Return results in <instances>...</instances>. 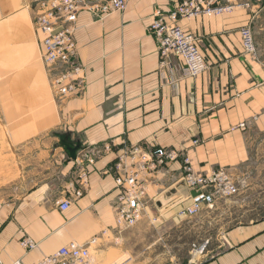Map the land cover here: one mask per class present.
Segmentation results:
<instances>
[{
	"label": "crops",
	"instance_id": "obj_1",
	"mask_svg": "<svg viewBox=\"0 0 264 264\" xmlns=\"http://www.w3.org/2000/svg\"><path fill=\"white\" fill-rule=\"evenodd\" d=\"M220 2L232 9L178 21L197 37L209 64L197 77L184 75L177 55L160 63L150 27L157 10L173 9L171 0H127L123 11L103 16L81 12L75 38L82 70L73 90L60 96L42 61L35 0H0V117L17 152L3 156L10 169L20 168L17 190L0 200L2 264H35L70 242L93 238L100 241L95 264H153L143 256L153 244L138 248L141 230L179 221L178 211L190 204L184 159L202 173L225 167L238 178L245 172L252 133H264V63L245 51L240 29L264 6L260 0ZM65 138L81 143L79 159L70 158ZM160 147L180 157L141 168L147 213L129 232L117 222V164L134 148L151 153ZM91 154L93 162L85 158ZM79 187L84 194L62 210L59 202ZM26 237L33 247L23 244ZM228 238L223 251L201 264H264V223L234 228Z\"/></svg>",
	"mask_w": 264,
	"mask_h": 264
},
{
	"label": "built area",
	"instance_id": "obj_2",
	"mask_svg": "<svg viewBox=\"0 0 264 264\" xmlns=\"http://www.w3.org/2000/svg\"><path fill=\"white\" fill-rule=\"evenodd\" d=\"M34 27L40 33L39 42L42 61L48 71L51 87L62 96L73 90L74 77L82 70L78 60V47L75 38L76 22L83 11L95 16L123 11L127 0H35ZM173 9L168 13L157 10L151 24V32L158 44L161 65L167 63L171 55H177L184 61V75L197 77L205 72L209 64L201 52L197 37L185 30L178 21L181 18L198 15H218L232 9L231 4H221L220 0H171ZM242 43L247 53L256 51L251 25L241 27ZM264 70V68H263ZM59 72L58 74H54ZM106 148H109L106 146ZM84 157V156H83ZM180 157L176 149L157 148L151 153L141 148L127 151L117 164L119 175L116 178L120 194L116 204L117 222L119 226H133L142 220L146 209L145 188L140 183V170L143 167H162ZM80 157L77 156V159ZM94 161V155L86 156ZM134 160L139 167H133L128 160ZM81 185L85 182L82 175ZM183 180L192 191L191 202L180 211L183 215H196L205 206L213 205L219 198L235 195L239 192L237 176L228 168L222 167L210 173L196 171L191 160L184 159ZM84 194L83 187L77 188L72 197L59 202L65 210L71 203ZM23 244L31 248L34 241L26 237ZM98 238L86 244L70 242L54 253L47 255L35 264H95L93 250ZM0 264L2 260L0 258ZM12 264H24L16 261ZM111 264H123L113 262Z\"/></svg>",
	"mask_w": 264,
	"mask_h": 264
},
{
	"label": "rangeland",
	"instance_id": "obj_3",
	"mask_svg": "<svg viewBox=\"0 0 264 264\" xmlns=\"http://www.w3.org/2000/svg\"><path fill=\"white\" fill-rule=\"evenodd\" d=\"M260 2L264 6V0ZM250 25L255 52L264 63V8ZM6 137L8 138L0 117V200L9 197L19 186L14 182V177L20 175V168L15 165L10 169L9 159H4L3 156V152L12 156L17 153ZM251 145L253 152L250 165L236 180L239 192L219 198L213 205L205 206L196 215L181 214L182 207L178 211L179 221H161L142 229L145 236L138 248H146L149 243L153 244L150 250H145L143 256L151 257L153 264H160L159 261H162V264L206 263L225 249L223 243H228L230 230L264 223V133L253 132ZM146 213L145 209L144 216ZM122 227L130 232L135 225ZM99 246L100 241L93 250L94 256ZM116 261L121 262L119 259H112L107 264Z\"/></svg>",
	"mask_w": 264,
	"mask_h": 264
},
{
	"label": "water",
	"instance_id": "obj_4",
	"mask_svg": "<svg viewBox=\"0 0 264 264\" xmlns=\"http://www.w3.org/2000/svg\"><path fill=\"white\" fill-rule=\"evenodd\" d=\"M62 145L64 146L71 159H76L78 156V152L83 148L80 142L75 144L68 141V139L66 138L63 139Z\"/></svg>",
	"mask_w": 264,
	"mask_h": 264
},
{
	"label": "bare ground",
	"instance_id": "obj_5",
	"mask_svg": "<svg viewBox=\"0 0 264 264\" xmlns=\"http://www.w3.org/2000/svg\"><path fill=\"white\" fill-rule=\"evenodd\" d=\"M203 248V247H202Z\"/></svg>",
	"mask_w": 264,
	"mask_h": 264
}]
</instances>
